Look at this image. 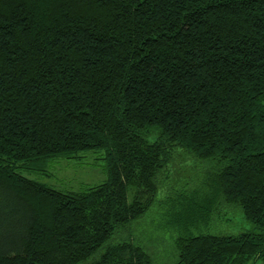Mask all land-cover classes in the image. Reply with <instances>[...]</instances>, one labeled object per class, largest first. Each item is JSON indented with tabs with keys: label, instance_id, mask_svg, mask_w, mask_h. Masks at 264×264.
<instances>
[{
	"label": "trees",
	"instance_id": "obj_1",
	"mask_svg": "<svg viewBox=\"0 0 264 264\" xmlns=\"http://www.w3.org/2000/svg\"><path fill=\"white\" fill-rule=\"evenodd\" d=\"M89 150L100 184L25 174ZM158 201L172 264L264 261V0H0V264H155Z\"/></svg>",
	"mask_w": 264,
	"mask_h": 264
},
{
	"label": "rangeland",
	"instance_id": "obj_2",
	"mask_svg": "<svg viewBox=\"0 0 264 264\" xmlns=\"http://www.w3.org/2000/svg\"><path fill=\"white\" fill-rule=\"evenodd\" d=\"M104 151L89 150L83 151L71 157H58L49 162L45 171L25 172L31 178L48 183L57 189L80 190L86 185H96L107 180L105 169ZM186 165V164H183ZM187 176L200 174L201 168L194 166L184 168ZM163 193H160L161 200ZM225 213V212H223ZM166 208L160 201L149 210L144 218L136 221L134 233L138 236L149 253L152 255L155 264H172L177 259L175 237L178 232L172 227L166 226ZM227 218V220H225ZM252 228V224L246 221L239 208H229L222 216L220 226L214 228V232L237 234ZM114 235L112 242L125 238H117ZM250 264H264L261 259L250 262Z\"/></svg>",
	"mask_w": 264,
	"mask_h": 264
}]
</instances>
